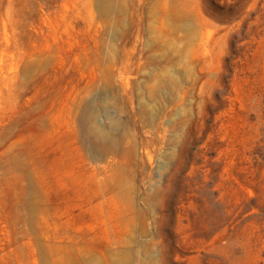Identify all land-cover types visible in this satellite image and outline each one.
<instances>
[{
  "label": "rangeland",
  "instance_id": "rangeland-1",
  "mask_svg": "<svg viewBox=\"0 0 264 264\" xmlns=\"http://www.w3.org/2000/svg\"><path fill=\"white\" fill-rule=\"evenodd\" d=\"M0 264H264V0H0Z\"/></svg>",
  "mask_w": 264,
  "mask_h": 264
},
{
  "label": "bare ground",
  "instance_id": "bare-ground-1",
  "mask_svg": "<svg viewBox=\"0 0 264 264\" xmlns=\"http://www.w3.org/2000/svg\"><path fill=\"white\" fill-rule=\"evenodd\" d=\"M95 134L100 146H106L115 141V138L107 130H99Z\"/></svg>",
  "mask_w": 264,
  "mask_h": 264
}]
</instances>
